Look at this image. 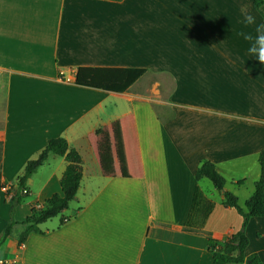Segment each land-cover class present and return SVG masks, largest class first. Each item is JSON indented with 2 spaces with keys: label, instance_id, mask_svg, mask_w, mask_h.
Listing matches in <instances>:
<instances>
[{
  "label": "crops",
  "instance_id": "crops-1",
  "mask_svg": "<svg viewBox=\"0 0 264 264\" xmlns=\"http://www.w3.org/2000/svg\"><path fill=\"white\" fill-rule=\"evenodd\" d=\"M247 14L262 23L253 0H0V239L7 191L50 139L67 141L83 174L64 223L47 221L21 247L16 226L0 264H214L207 235L224 243L243 227L223 194L245 209L264 151V64L237 35L254 33ZM79 68L147 72L117 94L77 86ZM150 75L169 83L146 86ZM204 161L223 192L196 181ZM66 166L49 156L16 222L61 194ZM196 188L204 203L192 210ZM245 235L246 256L264 263V217Z\"/></svg>",
  "mask_w": 264,
  "mask_h": 264
},
{
  "label": "trees",
  "instance_id": "trees-1",
  "mask_svg": "<svg viewBox=\"0 0 264 264\" xmlns=\"http://www.w3.org/2000/svg\"><path fill=\"white\" fill-rule=\"evenodd\" d=\"M253 2L262 17V23H264V0H253ZM146 72L144 69L130 68H79L76 71L75 84L81 87L124 94ZM50 155L64 158L67 163L66 170L60 180L61 194H55L42 205L32 207L30 215L22 223H18L13 217L16 207L28 197L27 181L42 167ZM258 163L260 178L255 184L253 195L245 203V209L239 206L236 196L227 192L223 194L224 207L238 212L243 218V227L241 231L230 236L224 243L217 242L207 235L210 245L209 251L212 254L214 264H264L257 255L246 256L249 240L245 235V229L251 219L264 217V151L260 153ZM82 176V162L79 154L69 148L65 139H50L38 157L27 164L23 175L18 179L16 188L13 191H7L8 196H11V220L3 231L0 246L11 236L13 229L18 225L24 227L18 238V246L21 247L31 233H41L40 226L47 221L62 217L61 220L64 223L63 215L68 211L70 203L78 193ZM195 179L197 182L202 179L209 180L219 192H223L226 186V180L220 175L216 166L209 161H204L197 169ZM24 191L27 193L25 194ZM198 201L204 203L198 188H196L192 210ZM203 208L206 210L205 218L211 212L212 205L210 203L203 204Z\"/></svg>",
  "mask_w": 264,
  "mask_h": 264
},
{
  "label": "clouds",
  "instance_id": "clouds-1",
  "mask_svg": "<svg viewBox=\"0 0 264 264\" xmlns=\"http://www.w3.org/2000/svg\"><path fill=\"white\" fill-rule=\"evenodd\" d=\"M243 24L245 28L255 26L254 33L241 30L237 35L249 42L248 55L255 57L261 64H264V23H257L254 15L247 14L244 16Z\"/></svg>",
  "mask_w": 264,
  "mask_h": 264
},
{
  "label": "rangeland",
  "instance_id": "rangeland-1",
  "mask_svg": "<svg viewBox=\"0 0 264 264\" xmlns=\"http://www.w3.org/2000/svg\"><path fill=\"white\" fill-rule=\"evenodd\" d=\"M259 13V12H258ZM260 14V13H259ZM261 16V15H260ZM165 82L166 84L167 83H169V80L167 79V78H164V77H162V78H155V77H153L152 75H150V76H147L145 79H144V84L146 85V86H149V87H151L153 84H157L158 82ZM160 110V109H159ZM210 182V181H209ZM211 184V183H210ZM25 199H27V198H25ZM24 199V200H25ZM67 212H65V214H66ZM64 214V215H65ZM64 215H63V217H64ZM62 219V217H57V218H55L54 220H61ZM192 223V222H191ZM201 223H202V221H196L195 223H193L194 224V226L193 227H196V226H199L200 227V225H201ZM192 226V225H191ZM40 228H42V227H40ZM16 231V230H15Z\"/></svg>",
  "mask_w": 264,
  "mask_h": 264
},
{
  "label": "built area",
  "instance_id": "built-area-1",
  "mask_svg": "<svg viewBox=\"0 0 264 264\" xmlns=\"http://www.w3.org/2000/svg\"><path fill=\"white\" fill-rule=\"evenodd\" d=\"M24 193L26 194V193H27V191H24Z\"/></svg>",
  "mask_w": 264,
  "mask_h": 264
},
{
  "label": "water",
  "instance_id": "water-1",
  "mask_svg": "<svg viewBox=\"0 0 264 264\" xmlns=\"http://www.w3.org/2000/svg\"><path fill=\"white\" fill-rule=\"evenodd\" d=\"M238 255H239V253H238Z\"/></svg>",
  "mask_w": 264,
  "mask_h": 264
}]
</instances>
